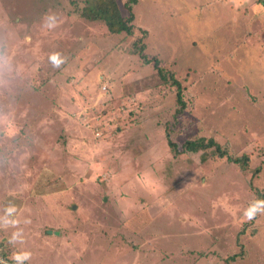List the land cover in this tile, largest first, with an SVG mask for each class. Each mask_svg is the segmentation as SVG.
<instances>
[{"label": "rangeland", "instance_id": "374dc122", "mask_svg": "<svg viewBox=\"0 0 264 264\" xmlns=\"http://www.w3.org/2000/svg\"><path fill=\"white\" fill-rule=\"evenodd\" d=\"M85 3L0 0L9 256L264 264V204L245 215L264 201V0H138L131 35L81 17ZM141 46L180 81L181 111L177 87ZM198 137L248 156V168L183 151Z\"/></svg>", "mask_w": 264, "mask_h": 264}, {"label": "trees", "instance_id": "16d2710c", "mask_svg": "<svg viewBox=\"0 0 264 264\" xmlns=\"http://www.w3.org/2000/svg\"><path fill=\"white\" fill-rule=\"evenodd\" d=\"M138 0H127L125 2V7L128 11V15L125 16L117 0H86L84 7L81 10V17L89 21H103L108 30L113 33L125 32L128 35L133 33L135 14L133 7L137 4ZM139 55L145 63H153L154 67L158 69V73L164 81L172 80V83L177 87V101L180 105L181 111L185 107V100L183 98V87L180 81L168 75L167 71L161 67L160 60L156 57H149L144 53L143 46L139 49ZM170 145L175 146V144L169 141ZM183 151L197 152L199 150L208 151L211 150L212 155L218 157L227 156L230 161L238 164L242 169H246L249 166V157L246 155L242 156H231L227 147H224L214 138L198 137L195 139H187L183 143ZM5 240L0 239V245L4 246L3 253L5 256L11 259L6 248ZM233 256V258H235Z\"/></svg>", "mask_w": 264, "mask_h": 264}, {"label": "built area", "instance_id": "2783aa9c", "mask_svg": "<svg viewBox=\"0 0 264 264\" xmlns=\"http://www.w3.org/2000/svg\"><path fill=\"white\" fill-rule=\"evenodd\" d=\"M3 250H4V246L0 245V264H27L26 261L24 260H15L12 258L11 259L8 258L7 256L4 255Z\"/></svg>", "mask_w": 264, "mask_h": 264}, {"label": "clouds", "instance_id": "9594fccd", "mask_svg": "<svg viewBox=\"0 0 264 264\" xmlns=\"http://www.w3.org/2000/svg\"><path fill=\"white\" fill-rule=\"evenodd\" d=\"M53 60H54V63H57V64L60 63V61L55 57L53 58ZM261 204H264V201H258L256 205H253L251 208H249L245 214L246 217L248 219H251L255 215L256 211L259 210V206ZM25 255H27V254H25ZM17 258H20L19 255H17Z\"/></svg>", "mask_w": 264, "mask_h": 264}]
</instances>
